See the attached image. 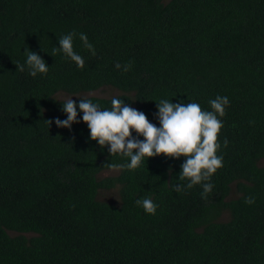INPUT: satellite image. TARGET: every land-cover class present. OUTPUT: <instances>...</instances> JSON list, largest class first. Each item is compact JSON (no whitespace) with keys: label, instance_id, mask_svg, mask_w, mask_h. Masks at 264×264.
<instances>
[{"label":"trees","instance_id":"obj_1","mask_svg":"<svg viewBox=\"0 0 264 264\" xmlns=\"http://www.w3.org/2000/svg\"><path fill=\"white\" fill-rule=\"evenodd\" d=\"M72 31L83 68L56 48ZM25 48L47 74L17 69ZM108 86L157 125L162 98L202 110L229 98L211 191L173 188L187 183L184 157L113 167L127 158L91 140L85 122L56 126L58 92ZM86 98L111 107L112 97ZM263 159L264 0H0V264H264ZM117 186L119 205L98 199ZM144 197L155 214L136 204Z\"/></svg>","mask_w":264,"mask_h":264},{"label":"clouds","instance_id":"obj_2","mask_svg":"<svg viewBox=\"0 0 264 264\" xmlns=\"http://www.w3.org/2000/svg\"><path fill=\"white\" fill-rule=\"evenodd\" d=\"M76 35L72 31L58 37L56 48L78 68H83L85 60L73 46ZM78 35L83 46L95 55V48L89 42L87 34L80 32ZM24 52L26 59L23 64H16L18 70L24 71L27 66L28 74L32 77L48 73L50 66L38 52L30 48H25ZM115 67L127 72L131 64L122 66L117 62ZM73 96L62 102L58 101L66 117H55L56 126L71 130L74 123L81 120L85 122L91 140L96 141L102 149L107 147L110 156L127 158L124 164L113 167L135 170L145 158L148 160L159 155L176 159L184 157L179 179L187 180V183L174 184L173 188L181 192L200 184L204 193L212 190L213 184L207 181L223 166V157L217 154V150L220 147L218 133L223 126L219 117L225 114V108L229 104L227 96L218 94L210 99L211 110H202L194 101L173 103L172 100L162 98L157 102V111L154 113L158 125L151 122L143 111L116 96L112 97L110 108H101L98 103L86 97H80L77 102L73 100ZM47 121L50 125L53 123V120ZM224 143L227 144L226 139ZM246 202L251 203V198H246ZM136 204L148 214L156 212L157 205L149 197L137 199Z\"/></svg>","mask_w":264,"mask_h":264},{"label":"rangeland","instance_id":"obj_3","mask_svg":"<svg viewBox=\"0 0 264 264\" xmlns=\"http://www.w3.org/2000/svg\"><path fill=\"white\" fill-rule=\"evenodd\" d=\"M121 92L113 87H103L99 90L96 91H91V92H83L80 94H69L63 91L58 92L55 96L57 99L59 100H65L73 95H79L80 97H101V98H111L113 96H117L120 95ZM79 97L73 96V100L77 99ZM261 166H264V159L261 160L260 162ZM119 173L118 169H112V170H106L103 171L102 173H100L99 178L100 179H104L107 177H114L117 176ZM238 196L237 192L235 189H233L232 193H231V198H236ZM98 199L101 201H106V202H110L116 205L120 204V194H119V187H114L112 189H102L99 192L98 195ZM223 220H227L228 219V214H224L222 217ZM13 234V233H11Z\"/></svg>","mask_w":264,"mask_h":264}]
</instances>
